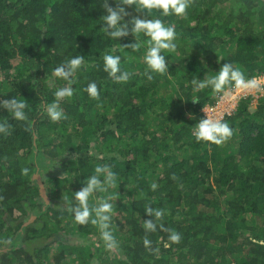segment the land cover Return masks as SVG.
<instances>
[{"label": "trees", "instance_id": "obj_1", "mask_svg": "<svg viewBox=\"0 0 264 264\" xmlns=\"http://www.w3.org/2000/svg\"><path fill=\"white\" fill-rule=\"evenodd\" d=\"M105 3L0 0V102L26 104L24 120L0 106V264H264V95L255 107L253 95L239 99L222 118L233 135L216 145L197 142L193 126L222 92L192 85L225 63L246 79L264 76V0H190L184 14L167 16L125 6L126 20L174 27L164 74L147 67L146 43L125 46L135 34L114 40L103 31ZM106 54L121 57L127 81L104 70ZM79 55L69 80L53 75ZM92 82L98 98L85 90ZM64 87L73 89L58 101L66 118L52 121L47 105ZM104 165L116 184L94 192L89 206L112 204V248L98 225L78 224L71 211L74 192Z\"/></svg>", "mask_w": 264, "mask_h": 264}, {"label": "clouds", "instance_id": "obj_2", "mask_svg": "<svg viewBox=\"0 0 264 264\" xmlns=\"http://www.w3.org/2000/svg\"><path fill=\"white\" fill-rule=\"evenodd\" d=\"M189 3L190 0H115V7H113L106 0L103 31L114 40L128 36L129 32L135 34V42L126 44L125 46L136 51L142 47L143 43H146L147 50L144 55V61L147 67L153 72L164 74L168 71L169 66L165 56L162 54V50L171 51L175 49L176 32L174 27L165 26L160 19H146L145 16H131L130 19L126 20L125 17H129L130 13L126 10L125 6L135 5L138 12H145L146 10L147 13H150L153 9H159L162 10L163 15L167 16L169 14H184L189 7ZM141 33L149 38L146 42L139 41L138 38ZM103 60L104 70L114 77L117 82L128 80L129 74L121 72V57L119 55L106 54L103 56ZM83 61V55L72 57L56 67L53 70V75L64 80H69L82 65ZM118 72H121L119 76L116 75ZM260 78L264 79V76L246 79L238 67H233L232 63H225L215 74L203 79H193L192 85L194 90H203L210 87L214 92H223L226 95L228 94L226 89L232 85L234 88L231 89L230 94H237V90L260 91L261 83L258 81ZM149 79H151V76H149ZM85 90L91 97L98 98L99 92L95 82L88 84ZM54 95L56 101L47 105L46 111L52 121H58L66 118L63 110L59 107L58 101L64 97H71L73 89L71 87L60 88L55 91ZM198 100V98L192 99L193 102ZM0 106L11 112L17 120L26 119L24 111L26 104L23 99L11 98L10 100H4L0 102ZM6 130L7 125L0 124V132H5ZM193 135L197 142L206 141L220 145L233 135V129L222 118L209 115L206 112V118L199 120L193 126ZM24 171L27 172V169ZM101 175L104 176L103 182L99 178ZM115 184L116 175L110 170L109 166H97L95 174L87 178V182L82 189L74 192L77 206L71 209L74 213V219L78 224L85 225L91 219L92 224L98 225L102 238L107 242L109 248L114 247L116 244L109 228L111 219L109 213L111 212L112 204L108 202V199H101L96 205L90 207L89 198L94 192H105L108 186H114ZM151 188L155 190L157 185L153 183ZM145 211L149 215H153L156 220L161 219L164 214L162 210L151 207H147ZM93 213L94 217L92 216ZM144 227L148 231H155L157 225L152 220H148L145 221ZM168 231L171 232L169 239L172 242L178 243L181 239L180 234L172 230ZM144 243L148 245L149 241L145 239Z\"/></svg>", "mask_w": 264, "mask_h": 264}, {"label": "rangeland", "instance_id": "obj_3", "mask_svg": "<svg viewBox=\"0 0 264 264\" xmlns=\"http://www.w3.org/2000/svg\"><path fill=\"white\" fill-rule=\"evenodd\" d=\"M258 81L261 83L260 91H256V90L239 91L237 90V94L236 93L230 94L232 90L230 88L226 89L228 93L227 95L222 92L219 95L218 101L215 105L206 106L205 108L202 109V111L204 112L205 115L207 112L209 115L223 118L225 114H228L235 110L240 98H242L243 96H247L249 94L254 96L252 106L255 107L257 104V99L264 95V79L260 78Z\"/></svg>", "mask_w": 264, "mask_h": 264}]
</instances>
